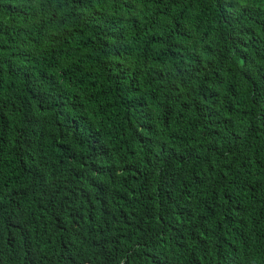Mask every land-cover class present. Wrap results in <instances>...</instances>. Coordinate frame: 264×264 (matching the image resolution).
Returning <instances> with one entry per match:
<instances>
[{
	"label": "trees",
	"instance_id": "1",
	"mask_svg": "<svg viewBox=\"0 0 264 264\" xmlns=\"http://www.w3.org/2000/svg\"><path fill=\"white\" fill-rule=\"evenodd\" d=\"M64 223L116 264H264V0H0V230Z\"/></svg>",
	"mask_w": 264,
	"mask_h": 264
},
{
	"label": "clouds",
	"instance_id": "2",
	"mask_svg": "<svg viewBox=\"0 0 264 264\" xmlns=\"http://www.w3.org/2000/svg\"><path fill=\"white\" fill-rule=\"evenodd\" d=\"M64 230L58 233L54 240L38 234L37 238L30 236L20 238L19 232L6 233L0 230V264H116L117 255L111 256L114 247L105 249V244L92 248H84V242L89 236L87 231L74 230L71 223H64ZM50 248L69 249L61 258L49 256ZM237 259L228 260L229 264H238ZM244 264V263H243Z\"/></svg>",
	"mask_w": 264,
	"mask_h": 264
}]
</instances>
